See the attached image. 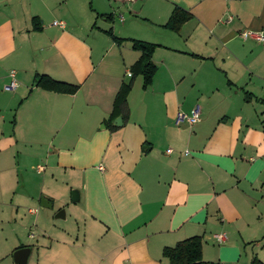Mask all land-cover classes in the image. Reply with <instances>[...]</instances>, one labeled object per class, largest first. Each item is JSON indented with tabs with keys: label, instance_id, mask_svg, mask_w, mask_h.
I'll list each match as a JSON object with an SVG mask.
<instances>
[{
	"label": "crops",
	"instance_id": "crops-1",
	"mask_svg": "<svg viewBox=\"0 0 264 264\" xmlns=\"http://www.w3.org/2000/svg\"><path fill=\"white\" fill-rule=\"evenodd\" d=\"M175 7L190 15L178 31ZM244 30L264 37V0H0V226L35 210L47 237L27 264H166L192 236L211 264L264 262V40ZM133 39L156 45L157 68L147 88L134 77L114 124ZM36 74L79 89H41ZM196 104L200 120L176 125ZM73 189L83 229L49 225ZM18 243L0 241V264Z\"/></svg>",
	"mask_w": 264,
	"mask_h": 264
},
{
	"label": "trees",
	"instance_id": "trees-1",
	"mask_svg": "<svg viewBox=\"0 0 264 264\" xmlns=\"http://www.w3.org/2000/svg\"><path fill=\"white\" fill-rule=\"evenodd\" d=\"M189 17L190 15L185 10L175 7L165 27L178 31L180 26ZM108 18H111V16L109 15ZM113 38L121 41L118 37L113 36ZM132 48L140 52V57L131 66V79L128 82L122 83L115 95L111 120L117 116L122 115L125 117L127 115V97L132 88L134 77L141 75L143 77V87L147 88L152 83L156 72L157 67L152 59L156 45L133 39ZM34 84L41 89L63 94H74L79 89V86L76 84L56 80L46 74H36ZM202 247V238L200 236H192L177 242L174 246L165 247L163 249V257L166 259V264H211L203 259ZM251 264H264V262L255 256L251 260Z\"/></svg>",
	"mask_w": 264,
	"mask_h": 264
},
{
	"label": "rangeland",
	"instance_id": "rangeland-1",
	"mask_svg": "<svg viewBox=\"0 0 264 264\" xmlns=\"http://www.w3.org/2000/svg\"><path fill=\"white\" fill-rule=\"evenodd\" d=\"M104 37V35H102ZM139 79L141 77H138ZM62 185V184H61ZM57 188H55V190H57ZM61 188H59L58 191H60ZM73 192L74 189L71 190L70 192H68V194H66L67 196L65 198H67L66 201H64L59 207V200L57 199V201H55V206L53 208L48 209L49 212L52 215V218L49 220V225L52 224H56V227H65V226H70L71 228L76 229L77 224L81 226V228L83 229V222L81 223L79 221V223H76V219L74 217V202L72 200L73 197ZM44 199V198H42ZM46 200V199H44ZM42 201V200H41ZM61 211H64L67 215L66 219L60 218L59 214ZM6 216L5 215H1L0 214V220L4 219ZM19 217H21L22 222H23V226L22 228H19V226L17 227L15 225V223L13 222L12 219H9V221H5L4 223H2V226H0V241L6 240L8 239V241H11L13 243H20V245H27L28 247L33 246L35 244H37V238L38 239H46V237L43 235L44 232H39L37 231V228L32 225V223L35 221L36 216L34 214L28 213L26 210H22L19 213V216L17 215V221ZM38 218V216H37ZM42 224H46L47 222H45V219L40 218V220ZM7 222H10V224H8ZM34 224V223H33ZM47 224V225H48ZM1 225V222H0ZM13 227H15L16 229H13ZM57 229V228H55ZM57 232V230L54 231V233ZM30 234H34V237H30ZM13 240V241H12ZM18 243V244H19ZM13 259V257H12Z\"/></svg>",
	"mask_w": 264,
	"mask_h": 264
},
{
	"label": "built area",
	"instance_id": "built-area-1",
	"mask_svg": "<svg viewBox=\"0 0 264 264\" xmlns=\"http://www.w3.org/2000/svg\"><path fill=\"white\" fill-rule=\"evenodd\" d=\"M127 1H135V0H127ZM231 19V17H229V20ZM54 24H59V25H63V23L55 21ZM240 37L244 40L249 39V38H253L255 40L258 41H263L264 37L262 35V33L260 32H255V31H251V30H244L242 32H240ZM11 77L12 80L10 82V84L5 86V90L7 91H14L16 89V87L18 86V83L15 79V74L14 71L11 72ZM128 75L131 76V72H128ZM200 112H201V108L199 104H196L191 111L189 112H184L182 110L178 111L176 114V118H175V124L176 125H181L183 123H187L189 125H193L195 123H197L200 120ZM171 149L168 150V152H170ZM41 168H39L40 170ZM30 213H34L35 210L30 209L29 210ZM32 236V235H31ZM218 242H222L224 241V239L226 238V235L224 233H218V234H214L213 236Z\"/></svg>",
	"mask_w": 264,
	"mask_h": 264
},
{
	"label": "water",
	"instance_id": "water-1",
	"mask_svg": "<svg viewBox=\"0 0 264 264\" xmlns=\"http://www.w3.org/2000/svg\"><path fill=\"white\" fill-rule=\"evenodd\" d=\"M122 123V119L120 117H117L115 120H114V124H121ZM74 193L76 192H73V197H72V200L75 201L77 200L75 197H74ZM45 201L46 200H42V206H46L45 204ZM61 215H59L60 217ZM30 252H31V249L29 247H23V248H19L17 250H15L13 252V259H14V262L16 264H27V261H28V258H29V255H30Z\"/></svg>",
	"mask_w": 264,
	"mask_h": 264
}]
</instances>
